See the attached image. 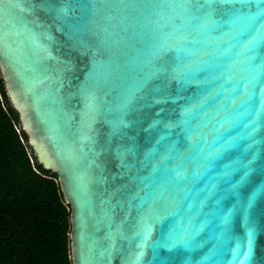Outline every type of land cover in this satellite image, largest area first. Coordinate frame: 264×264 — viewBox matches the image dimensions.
Instances as JSON below:
<instances>
[{
  "label": "water",
  "instance_id": "obj_1",
  "mask_svg": "<svg viewBox=\"0 0 264 264\" xmlns=\"http://www.w3.org/2000/svg\"><path fill=\"white\" fill-rule=\"evenodd\" d=\"M147 2L0 0V69L70 204L73 264H264L260 59L246 70L247 37L222 33L157 103L160 80L141 86L158 18L128 6ZM150 210L173 215L149 229ZM189 215L193 246L161 248Z\"/></svg>",
  "mask_w": 264,
  "mask_h": 264
},
{
  "label": "trees",
  "instance_id": "obj_2",
  "mask_svg": "<svg viewBox=\"0 0 264 264\" xmlns=\"http://www.w3.org/2000/svg\"><path fill=\"white\" fill-rule=\"evenodd\" d=\"M71 207L40 162L0 69V264H73Z\"/></svg>",
  "mask_w": 264,
  "mask_h": 264
},
{
  "label": "snow or ice",
  "instance_id": "obj_3",
  "mask_svg": "<svg viewBox=\"0 0 264 264\" xmlns=\"http://www.w3.org/2000/svg\"><path fill=\"white\" fill-rule=\"evenodd\" d=\"M128 6L149 8L158 18L152 61L149 62L152 71L141 86L143 90L150 79L160 80L159 85L149 90L155 93L157 103H167L171 99L172 82H183L193 49L209 40L215 41L222 33L228 34L229 38L246 36L245 47L250 53L246 70L254 73L258 58L259 67L264 68V0H149L142 5ZM61 11L67 12V9ZM252 80H255L254 74ZM150 211L154 215L149 229L153 225L158 229L162 221L173 215L166 211ZM198 231L197 221L191 215L173 219L167 235L160 238L159 246L163 249H190Z\"/></svg>",
  "mask_w": 264,
  "mask_h": 264
}]
</instances>
